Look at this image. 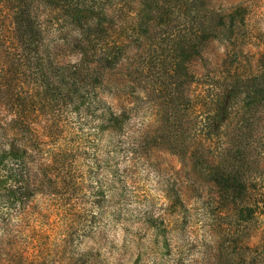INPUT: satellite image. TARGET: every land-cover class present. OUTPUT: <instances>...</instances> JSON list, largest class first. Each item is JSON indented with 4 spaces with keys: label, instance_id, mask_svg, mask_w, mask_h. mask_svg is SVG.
Wrapping results in <instances>:
<instances>
[{
    "label": "trees",
    "instance_id": "1",
    "mask_svg": "<svg viewBox=\"0 0 264 264\" xmlns=\"http://www.w3.org/2000/svg\"><path fill=\"white\" fill-rule=\"evenodd\" d=\"M255 1L0 0V264H46L57 240L92 237L101 202L110 222L134 215L172 248L171 232L191 233L183 226L195 217L191 204L173 184L159 205L132 200L163 152L213 187L202 202L213 264H264V40L249 24ZM41 4L66 12L71 40L45 35ZM33 93L104 123L113 133L106 148L98 134L81 137L88 131L39 140Z\"/></svg>",
    "mask_w": 264,
    "mask_h": 264
},
{
    "label": "rangeland",
    "instance_id": "2",
    "mask_svg": "<svg viewBox=\"0 0 264 264\" xmlns=\"http://www.w3.org/2000/svg\"><path fill=\"white\" fill-rule=\"evenodd\" d=\"M254 4V15L249 24L256 38L264 40V0H257ZM38 12L44 19H47L43 27L45 35L49 39L53 41L57 39V41L71 40L74 27L70 24L69 17L64 10L51 9L49 5L41 4ZM209 49L213 51L212 54H223L222 48L216 50L215 47L210 46ZM203 66V61L198 60L195 69L204 71L202 70ZM13 84L15 87H24L25 89L30 87L21 78H14ZM212 87L211 84H208L199 87V89L210 90ZM32 98L35 99L34 107L31 109L32 128L39 140L49 143L51 138L58 139L59 137L61 141H70L73 137L75 139L77 132L85 133L88 131V134H81V137L91 136L93 140L94 136L98 134L102 150L106 148L109 139L108 134L113 133L110 129L104 128V123H97L98 121H94V119L91 122L89 116L79 118L72 106H68L62 101L52 100V97L50 99L44 94L33 93ZM182 106L184 105L182 104ZM144 108L146 117L151 116V108L149 109L146 105ZM183 109L182 113L185 114V108ZM141 113L144 112L140 109L139 114ZM184 116L186 119V115ZM137 121L138 119L129 122L133 129L138 128ZM96 124L99 130L94 131ZM186 126L187 123L185 122ZM197 129V134H207L206 127L198 125ZM90 130L92 134L89 133ZM52 131H56L58 134H51ZM94 132L95 135H93ZM155 160L159 172L154 171L149 176L147 175L148 177L145 176L144 180L141 179L134 184L135 192L132 200L147 199L152 204L159 205L162 201H166L165 194H170L169 191L166 192L171 184L175 185L180 197L190 203L191 208H194L195 217L189 218L183 224L187 228V232L190 230L191 233L188 234L183 229L178 230V232H171L168 236L177 243H173L172 248H167L164 245L165 237L134 215L121 216V219H118L115 224L110 222V214H107L109 208H105L104 202H101L102 213L100 218L98 217L99 220L97 219L102 224L100 231L80 242L74 237L57 240L50 262L46 261V264H213L212 256L206 247L208 232H206L202 214L203 196L209 195L213 187L210 184L194 181L178 159L171 154L157 153ZM93 174H95L94 169L90 172L86 171L84 184L87 186L83 188L86 194L93 187L92 180L97 179ZM97 175L103 181L104 170H98ZM88 184L90 185L88 186ZM135 204L132 203L131 207H135ZM181 225L182 222L179 221L176 228H182Z\"/></svg>",
    "mask_w": 264,
    "mask_h": 264
}]
</instances>
